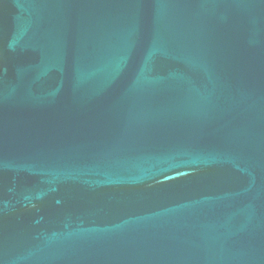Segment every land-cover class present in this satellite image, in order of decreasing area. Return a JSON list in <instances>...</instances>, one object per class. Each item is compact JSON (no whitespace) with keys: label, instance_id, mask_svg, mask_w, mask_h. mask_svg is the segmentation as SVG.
<instances>
[{"label":"water","instance_id":"95a60500","mask_svg":"<svg viewBox=\"0 0 264 264\" xmlns=\"http://www.w3.org/2000/svg\"><path fill=\"white\" fill-rule=\"evenodd\" d=\"M0 264H264V0H0Z\"/></svg>","mask_w":264,"mask_h":264}]
</instances>
